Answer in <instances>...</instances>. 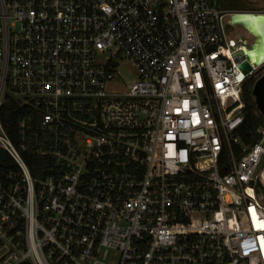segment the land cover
<instances>
[{"label": "built area", "instance_id": "obj_1", "mask_svg": "<svg viewBox=\"0 0 264 264\" xmlns=\"http://www.w3.org/2000/svg\"><path fill=\"white\" fill-rule=\"evenodd\" d=\"M229 14L0 0V112L22 109L16 143L0 119V264H264V126L236 131Z\"/></svg>", "mask_w": 264, "mask_h": 264}, {"label": "water", "instance_id": "obj_2", "mask_svg": "<svg viewBox=\"0 0 264 264\" xmlns=\"http://www.w3.org/2000/svg\"><path fill=\"white\" fill-rule=\"evenodd\" d=\"M227 24H241L247 31L256 38L247 51L239 49L236 55L238 65L241 70L239 77L251 73L247 80H253L251 96L259 113L264 116V13L262 12H245L236 11L228 15ZM257 78L255 76L259 74Z\"/></svg>", "mask_w": 264, "mask_h": 264}, {"label": "trees", "instance_id": "obj_3", "mask_svg": "<svg viewBox=\"0 0 264 264\" xmlns=\"http://www.w3.org/2000/svg\"><path fill=\"white\" fill-rule=\"evenodd\" d=\"M258 77V76H257ZM255 77V78H257ZM253 80H246L241 86V99L244 103L242 110L243 119L238 125L236 131L241 141L246 145H251L258 140V135L255 134V129L259 126H264V116L257 110L253 97L251 96V88ZM22 109L14 103L10 98L5 99L0 112V119L2 126L8 132L10 138L14 143L17 142V122L20 118ZM0 155H3L1 152ZM31 157V156H29ZM30 163V170L33 176L38 175L34 171L35 163L41 161L40 158H28ZM31 161H34L31 163Z\"/></svg>", "mask_w": 264, "mask_h": 264}, {"label": "rangeland", "instance_id": "obj_4", "mask_svg": "<svg viewBox=\"0 0 264 264\" xmlns=\"http://www.w3.org/2000/svg\"><path fill=\"white\" fill-rule=\"evenodd\" d=\"M215 4L220 9L226 10L230 13L236 11H252L264 13V0H215ZM226 30L228 34H230V37H232L237 43H242L243 41H245L248 44H250L251 42L253 44V42L256 40L254 35L248 33V31L241 24H227ZM134 72L135 68L129 61L125 62L119 67L120 76L124 81L130 80L133 77Z\"/></svg>", "mask_w": 264, "mask_h": 264}, {"label": "bare ground", "instance_id": "obj_5", "mask_svg": "<svg viewBox=\"0 0 264 264\" xmlns=\"http://www.w3.org/2000/svg\"><path fill=\"white\" fill-rule=\"evenodd\" d=\"M240 25V24H239ZM237 31V30H236ZM248 33H250L248 31ZM252 40V39H251ZM244 43H241V45L243 46V51H247L248 48H250V46L252 45V42L250 44H248L247 42L243 41ZM255 43H256V40H255Z\"/></svg>", "mask_w": 264, "mask_h": 264}, {"label": "flooded vegetation", "instance_id": "obj_6", "mask_svg": "<svg viewBox=\"0 0 264 264\" xmlns=\"http://www.w3.org/2000/svg\"><path fill=\"white\" fill-rule=\"evenodd\" d=\"M264 72V69L260 72V73H263ZM260 73L259 74H257L255 77H257L258 75H260Z\"/></svg>", "mask_w": 264, "mask_h": 264}, {"label": "snow or ice", "instance_id": "obj_7", "mask_svg": "<svg viewBox=\"0 0 264 264\" xmlns=\"http://www.w3.org/2000/svg\"><path fill=\"white\" fill-rule=\"evenodd\" d=\"M261 227H264V225H261Z\"/></svg>", "mask_w": 264, "mask_h": 264}]
</instances>
